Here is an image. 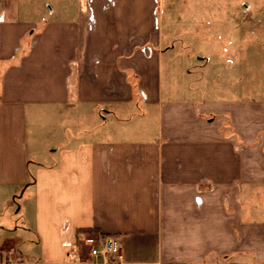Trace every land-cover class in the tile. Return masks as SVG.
Masks as SVG:
<instances>
[{
  "label": "crops",
  "instance_id": "0c3cea01",
  "mask_svg": "<svg viewBox=\"0 0 264 264\" xmlns=\"http://www.w3.org/2000/svg\"><path fill=\"white\" fill-rule=\"evenodd\" d=\"M158 1L0 0V264H91L86 228L111 264H264V101L166 98Z\"/></svg>",
  "mask_w": 264,
  "mask_h": 264
},
{
  "label": "rangeland",
  "instance_id": "374dc122",
  "mask_svg": "<svg viewBox=\"0 0 264 264\" xmlns=\"http://www.w3.org/2000/svg\"><path fill=\"white\" fill-rule=\"evenodd\" d=\"M41 2L46 11L57 9L61 3L34 0L37 5ZM158 3L166 98L194 87L200 100L264 101V0ZM22 204L23 200L17 198L15 205ZM22 212L18 210L13 215L9 227L19 226V234H26L20 227ZM35 240L30 233L21 247L37 254Z\"/></svg>",
  "mask_w": 264,
  "mask_h": 264
},
{
  "label": "built area",
  "instance_id": "2783aa9c",
  "mask_svg": "<svg viewBox=\"0 0 264 264\" xmlns=\"http://www.w3.org/2000/svg\"><path fill=\"white\" fill-rule=\"evenodd\" d=\"M83 248L87 249L91 264H111L121 262L123 259L122 244L114 235L84 234L81 243L75 246L71 254L74 260L82 261L81 253L85 252Z\"/></svg>",
  "mask_w": 264,
  "mask_h": 264
},
{
  "label": "trees",
  "instance_id": "16d2710c",
  "mask_svg": "<svg viewBox=\"0 0 264 264\" xmlns=\"http://www.w3.org/2000/svg\"><path fill=\"white\" fill-rule=\"evenodd\" d=\"M96 229H91V228H86V229H83L84 232H93L95 231Z\"/></svg>",
  "mask_w": 264,
  "mask_h": 264
}]
</instances>
